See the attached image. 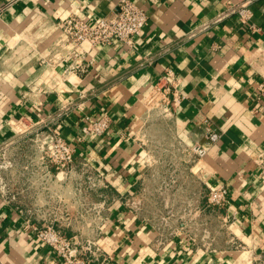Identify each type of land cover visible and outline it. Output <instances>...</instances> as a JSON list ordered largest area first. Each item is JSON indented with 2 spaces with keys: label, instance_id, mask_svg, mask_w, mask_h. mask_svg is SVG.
<instances>
[{
  "label": "crops",
  "instance_id": "obj_1",
  "mask_svg": "<svg viewBox=\"0 0 264 264\" xmlns=\"http://www.w3.org/2000/svg\"><path fill=\"white\" fill-rule=\"evenodd\" d=\"M118 1L0 0V264H62L26 220L91 242L100 264H264V0L255 30L215 22L227 0H133L148 23L132 43L82 53L58 28ZM165 68L183 96L167 110L148 97ZM103 111L106 132L78 142ZM45 128L74 147L47 179L32 140ZM207 129L220 138L197 158ZM218 185L221 208L206 201Z\"/></svg>",
  "mask_w": 264,
  "mask_h": 264
},
{
  "label": "built area",
  "instance_id": "obj_2",
  "mask_svg": "<svg viewBox=\"0 0 264 264\" xmlns=\"http://www.w3.org/2000/svg\"><path fill=\"white\" fill-rule=\"evenodd\" d=\"M254 0H227L223 11L215 18V22L235 15L238 21L248 29L255 30L253 23V11L251 5ZM148 23V16L144 9L133 0H119L117 10L109 12L104 17L92 21L76 15H69L58 23V28L69 43L77 46V52L82 53L95 46H104L113 41H119L126 45L132 43V38L139 34ZM87 47V49L85 48ZM77 67V63L72 68ZM178 78L171 68H165L160 76L158 84L149 94V101L156 103L153 106L176 107L183 96L177 90ZM63 109V108H62ZM68 108H66L67 110ZM64 111V109H63ZM62 112H59L61 114ZM77 141L82 142L90 135L100 136L109 127V116L106 111L101 112L95 118L84 115ZM19 132L31 129L25 122H17ZM220 138V133L207 129L206 142H194L190 146V152L197 158L203 157L210 144H214ZM33 144L38 152L42 164L41 173L44 179L51 176L52 167L56 174L67 172L73 162L74 147L50 128L34 131ZM12 164L7 159L6 149L0 150V169H6ZM0 182L1 179H0ZM228 190L224 185L211 188L207 195V204L221 208L227 202ZM24 230L33 233L35 238L50 247L60 258L62 264H100L96 262L91 242L80 244L74 237L67 236L61 230L51 224H37L26 220ZM102 264V263H101Z\"/></svg>",
  "mask_w": 264,
  "mask_h": 264
}]
</instances>
